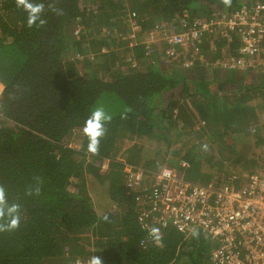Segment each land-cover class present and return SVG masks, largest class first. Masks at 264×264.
Returning <instances> with one entry per match:
<instances>
[{
  "label": "trees",
  "instance_id": "1",
  "mask_svg": "<svg viewBox=\"0 0 264 264\" xmlns=\"http://www.w3.org/2000/svg\"><path fill=\"white\" fill-rule=\"evenodd\" d=\"M244 1L0 0V225L19 220V227L0 231V264H88L94 255L103 264H209L213 243L202 232L143 234L140 192L118 156L156 139L154 156L138 157L134 166L148 175L185 160L186 177L205 185H216L220 171L247 169V177L264 168V110L240 106L246 94L237 82L241 72L264 79V68L241 53L238 34L209 41L205 32L176 57L164 52L159 32L148 38L157 24L179 33L213 17L211 5L229 12ZM29 5L42 7L33 13ZM133 11L139 28L128 43L121 35L132 31ZM240 58L248 65L228 66ZM202 59L215 62L214 76L202 71L209 66ZM258 80L257 88L264 85ZM189 84L191 90L168 97ZM95 107L112 116L98 154L88 151L83 132ZM244 110L248 124L234 119ZM251 121L262 128L253 133ZM192 138L203 140L196 145ZM103 159L110 160L106 169ZM100 187L94 204L90 191Z\"/></svg>",
  "mask_w": 264,
  "mask_h": 264
},
{
  "label": "built area",
  "instance_id": "2",
  "mask_svg": "<svg viewBox=\"0 0 264 264\" xmlns=\"http://www.w3.org/2000/svg\"><path fill=\"white\" fill-rule=\"evenodd\" d=\"M212 16L196 19L192 28L189 24L187 30L167 35L164 52L176 56V46L193 44L205 32L207 35L215 30L223 36L235 33L241 42V53L251 56L254 67L264 68V0L240 2L236 9ZM138 17L136 11L131 13L133 32L129 37L138 31ZM153 36L151 32L149 40ZM245 65L248 64L242 58L228 64ZM119 160L130 179L129 185H136L140 192L137 224L144 235L164 234L170 229L185 235L202 232L213 243L209 264H264V168L247 177L231 173L216 185H205L186 177L189 163L185 160L167 163L148 175L141 167ZM109 163V159H103L101 167L106 169ZM153 228L159 232L153 234ZM146 242L147 239L141 240L143 245Z\"/></svg>",
  "mask_w": 264,
  "mask_h": 264
},
{
  "label": "rangeland",
  "instance_id": "3",
  "mask_svg": "<svg viewBox=\"0 0 264 264\" xmlns=\"http://www.w3.org/2000/svg\"><path fill=\"white\" fill-rule=\"evenodd\" d=\"M95 3H97V2H94V3H91V4H95ZM86 4H89L88 2L86 3ZM98 4V3H97ZM96 5V4H95ZM211 13H212V15L214 14L215 16L216 15H219V13H221L222 11H220V10H218L217 8H216V5H211V11H210ZM103 30V29H102ZM217 30V29H216ZM169 33H171V27L170 26H165L160 32H159V34L157 35V39H159V38H163L164 36H165V34H169ZM206 36H209V41H212L213 39H214V36H221V34H219V32L218 31H215V30H213V31H211V32H209V33H207V35ZM204 37V39H206V40H208V37ZM149 38V37H148ZM176 49H177V51H178V55L179 54H181V53H183V52H185L187 49H190V48H188V47H183V46H176L175 47ZM195 51V50H194ZM196 52V51H195ZM174 57H176V56H174ZM173 57V58H174ZM205 60V59H204ZM208 62L209 63V66H204L203 67V69H204V71L207 69V74H209L210 73V69H211V71H212V66H215L214 65V63H212L211 62V60H205V62ZM78 68L79 69H81L82 71H84V67L82 66V64L80 63V64H78ZM210 68V69H209ZM194 86L192 85V84H189V85H187L186 86V88H182L181 86H179L178 88H176V89H173V90H171V91H169V93H167V95H168V97H172V96H176V93H177V91L178 90H182V89H188V90H191L192 88H193ZM0 88H2V85H0ZM162 100V99H161ZM161 100H159V101H161ZM248 115V113L246 114V116ZM201 140H203V139H201L200 138V141ZM200 141L199 140H197V139H195V138H192L191 140H190V142L192 143V144H196V145H198V144H200ZM206 142V141H205ZM131 144H132V142H127L126 144H125V146L123 147V149L122 150H126L128 147H130L131 146ZM203 144V143H202ZM206 144H207V142H206ZM70 145H74V146H77L78 144L77 143H75V142H72ZM261 145H263L264 146V136H263V140H262V142H261ZM155 146H156V139H151V141L149 142V143H147L146 145H145V147L143 148V149H134V148H132V149H130L127 153H125L124 155L122 154V152H121V154L118 156L119 157V159H123V160H126V161H129V162H132V161H134L135 162V160H137L138 159V157L140 158V157H144V158H146V159H150V158H152L153 156H154V148H155ZM202 147V145H200L199 146V148H201ZM163 148V151L164 150H166L165 149V147H162ZM259 150V149H258ZM248 151V148L247 149H244L243 150V152H247ZM257 151V150H256ZM260 159H264V156L262 155V152H261V155H260ZM200 161H201V159H200ZM206 161H207V155L205 154V156H204V158L202 159V161H201V163H206ZM221 161V164H223V167H224V169L226 170L227 168H229V163H228V161H224L223 159H221L220 160ZM241 160H239V162L238 163H240L241 164ZM245 163H246V165H249L250 164V159H246L245 161H244ZM247 172V169H242V170H239L237 173H238V175L239 176H243L242 174H244V173H246ZM237 173H235V174H237ZM218 177H220V179L221 178H223L225 175H222V173H221V171L220 172H218ZM92 184H94V186H96L97 184H98V182H95V183H92ZM92 184H90L89 186H91ZM103 191V189H102V187H100L99 189H96L95 191H90V193H91V195H92V197H93V202H94V204H98V202H99V197H97V196H95V195H97L98 193H100V192H102ZM105 191V190H104Z\"/></svg>",
  "mask_w": 264,
  "mask_h": 264
},
{
  "label": "clouds",
  "instance_id": "4",
  "mask_svg": "<svg viewBox=\"0 0 264 264\" xmlns=\"http://www.w3.org/2000/svg\"><path fill=\"white\" fill-rule=\"evenodd\" d=\"M19 2L23 3L24 0H19ZM224 2L229 3L230 0H224ZM29 7L32 8L31 5H29ZM41 7L42 6H37L35 8H32V12L33 13L38 12ZM34 22H35V15H30L29 21H28L29 26L31 27L34 24ZM43 23H44V21H41V24H43ZM138 24H139V22H138ZM165 26L157 24V25H155L156 28L154 30H152L151 32H153L155 35L158 32H160ZM132 32H133V30L130 31L129 34ZM134 32L137 34L138 31H134ZM129 34L125 35L122 33V35H121L124 38V40L128 41V43L130 40ZM171 34H174V33L171 32L169 34H165V36L163 38H165L167 35L169 36ZM176 51H177V49H176ZM177 53H178V51H177ZM177 53H176V55H177ZM111 120H112V116L110 114L106 113L103 107H95L90 112V115L86 119L84 127H83V132L89 139V144H88V151L89 152H91L93 154H98L99 147H100V140H101V138H103L106 135V131H107L106 124L110 123ZM29 194H31V192ZM35 194L36 195L39 194V189L36 190ZM3 197H4V189H3V187H0V203H3ZM105 219H106V217H105ZM17 227H19L18 218L13 219L10 224L0 225V231L11 230V229H14ZM158 232H159V229H157V228L152 229L153 234L158 233ZM88 264H103V260L100 256L94 255L89 259Z\"/></svg>",
  "mask_w": 264,
  "mask_h": 264
},
{
  "label": "crops",
  "instance_id": "5",
  "mask_svg": "<svg viewBox=\"0 0 264 264\" xmlns=\"http://www.w3.org/2000/svg\"><path fill=\"white\" fill-rule=\"evenodd\" d=\"M203 61H204V59H202ZM219 61V60H218ZM221 65V64H220ZM222 66H224L225 67V65H222ZM208 69V68H207ZM207 69L205 70V73L207 74ZM210 69V68H209ZM212 69H215L214 67L212 68ZM249 70H251L252 71V69H249ZM203 72H204V69L202 70ZM210 71H211V69H210ZM240 72V71H239ZM213 73V76H214V72H210L209 74H212ZM225 71H224V69L222 68L221 69V74H222V76H220L221 77V79H223V80H225ZM209 74H207V75H209ZM241 74L242 75H240V77H238V79H237V82H238V85H239V87H240V85H241V87H242V91L244 92V94H246V95H243L242 96V101H241V104H240V106L242 107V108H246V106L248 107V106H253L254 107V111L255 112H260V111H263L264 110V85H261L259 88H257L256 86L259 84V82L258 83H256V79H258L259 78V80L258 81H263L264 79L261 77V76H259L258 74H257V72H256V77L255 78H253L251 75H252V73H248V74H246V73H242L241 72ZM230 75V74H229ZM228 77V76H227ZM242 82V83H241ZM240 87V88H241ZM258 89V90H257ZM252 91H254L255 93L254 94H252L253 92ZM231 92H233V93H235V90H231ZM252 95V96H251ZM261 106V107H260ZM242 113H244V114H247L246 113V110H244V111H242L241 113H238V114H236V116H235V120L237 121V122H239V123H241V124H248V122H249V118H244L243 117V115H242ZM262 119H261V122H264V113L260 116ZM259 124V125H258ZM257 126V127H256ZM250 128H251V131L254 133V132H256V130L257 129H260V128H262L261 126H260V122L259 123H257V121L256 122H254V121H251L250 122ZM258 169H260V168H258ZM258 169H256V170H258ZM262 169H263V167H262ZM253 173V172H252ZM244 174H246V173H244ZM242 177H245V176H242Z\"/></svg>",
  "mask_w": 264,
  "mask_h": 264
}]
</instances>
